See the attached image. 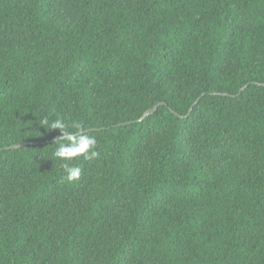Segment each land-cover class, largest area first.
Instances as JSON below:
<instances>
[{"label": "trees", "instance_id": "trees-1", "mask_svg": "<svg viewBox=\"0 0 264 264\" xmlns=\"http://www.w3.org/2000/svg\"><path fill=\"white\" fill-rule=\"evenodd\" d=\"M0 264H264V0H0Z\"/></svg>", "mask_w": 264, "mask_h": 264}, {"label": "clouds", "instance_id": "clouds-1", "mask_svg": "<svg viewBox=\"0 0 264 264\" xmlns=\"http://www.w3.org/2000/svg\"><path fill=\"white\" fill-rule=\"evenodd\" d=\"M38 124L47 131L58 130L60 136L55 141L53 156L62 162L65 180L73 182L79 180L81 169L70 166L67 161L83 157L84 159H94L99 153L96 151L97 139L91 135L87 126L82 122L74 121L66 123L62 118L51 119L43 117Z\"/></svg>", "mask_w": 264, "mask_h": 264}, {"label": "water", "instance_id": "water-1", "mask_svg": "<svg viewBox=\"0 0 264 264\" xmlns=\"http://www.w3.org/2000/svg\"><path fill=\"white\" fill-rule=\"evenodd\" d=\"M243 89H245V87L243 88ZM224 95H229V94H224ZM196 104V103H195ZM195 104L191 107V109H190V112L193 110V108H194V106H195ZM166 105V103H159V104H157V105H155L154 107H152L151 109H149L148 111H146L144 114H143V116L141 117V121L142 120H145L148 116H151V115H153L157 110H158V108L160 107V106H165ZM190 114V113H189ZM188 114V115H189ZM180 117H182V116H180ZM22 145H14V146H11L10 148H18V147H21Z\"/></svg>", "mask_w": 264, "mask_h": 264}]
</instances>
